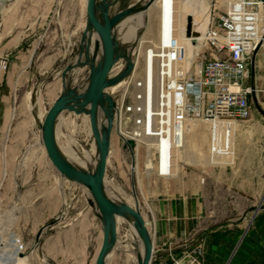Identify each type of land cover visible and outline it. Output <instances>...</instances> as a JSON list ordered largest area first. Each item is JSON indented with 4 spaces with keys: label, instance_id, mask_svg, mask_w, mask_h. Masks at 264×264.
I'll list each match as a JSON object with an SVG mask.
<instances>
[{
    "label": "crops",
    "instance_id": "obj_1",
    "mask_svg": "<svg viewBox=\"0 0 264 264\" xmlns=\"http://www.w3.org/2000/svg\"><path fill=\"white\" fill-rule=\"evenodd\" d=\"M172 1L179 26L182 13H193V16L204 15L214 6L212 0L211 10L201 14L195 9L197 6H202L200 0H186L187 2L166 0L158 9L165 7L167 10ZM220 1L226 5L231 0ZM30 2L40 4V17H43L40 18L43 19L41 24H46L45 19L49 15L52 17L54 12V0H8L3 9L1 7L0 24L4 8L8 3H11L12 8H16ZM131 4L133 3L130 2L128 6ZM157 17L159 18L158 13ZM178 31L179 40L184 39L185 28L181 29L180 26ZM158 34L154 35L158 38ZM30 38L31 36L24 32L7 36L3 33L0 36V202H10L12 199L10 193L16 186L13 156L29 153L32 149L29 147L32 144L29 140L32 136V123L39 124L37 107L46 115L64 89V68L76 60L80 49L84 46L82 36H77L78 52L71 56L64 45L69 36L36 34L32 35L31 52L27 46H24L31 40ZM49 43H58L59 46L55 47ZM3 61L6 62V67L2 66ZM31 63L32 90H25L23 85L28 82V68ZM35 68L39 69V74H36ZM87 73V66L73 69L68 73L66 83L81 92L85 88ZM108 90L113 92L110 88ZM19 97L27 100L21 102ZM64 118L81 119L85 122L86 118L89 121L88 115L64 111L57 127ZM116 124L117 118L111 137V153L106 176L109 172L124 180L130 176L131 183L129 190L120 185L117 188L108 182L105 183V189L106 184L114 187L120 197H112L106 191L109 197L126 202L132 207H135L136 199L139 200V207L154 247L151 264H175L176 261H179L178 264H191V262H198L193 264H264V214L258 227L247 235L241 228L222 231L220 224L214 225L215 203L243 204L246 187L253 188L250 197L254 201V198H257L255 193H259L255 187L260 188L264 185V181L261 183L259 180L257 184L251 179L246 181L245 171L238 164L230 167L227 165L220 180L212 178L210 168L212 165H200L202 168L180 172L184 164L178 161L177 153L175 177L158 174L151 155L148 158L140 155L139 149L136 150L135 159L131 156V165H128L126 158L130 152L125 147L121 138L122 131ZM93 149L95 156L96 143ZM135 164L138 165L136 170L133 169ZM141 164H144V167L140 172ZM51 165L50 169L45 168L44 173L40 174L39 181L35 182V193L32 195L34 202L57 204L53 212L44 215L49 220L37 229L34 238L43 225L59 217V220L49 226L42 235L40 244L45 258L41 261L49 264H95L104 240V224L96 206L91 204L92 194L86 186L63 178L54 165ZM18 210L15 208L8 215L0 214V233L11 230ZM53 229L55 230L52 231ZM129 231L128 222L119 225L117 230L119 242L125 244L129 241L137 249L138 240L133 239V236L128 234ZM197 248L201 249V253H196ZM116 252L123 251L117 249ZM195 257L197 260L193 261ZM24 264L30 263L24 262Z\"/></svg>",
    "mask_w": 264,
    "mask_h": 264
},
{
    "label": "built area",
    "instance_id": "obj_2",
    "mask_svg": "<svg viewBox=\"0 0 264 264\" xmlns=\"http://www.w3.org/2000/svg\"><path fill=\"white\" fill-rule=\"evenodd\" d=\"M175 13L172 1L160 16L159 42H144V67L137 66L140 51L136 66L119 90L113 93L107 89L117 102L116 118L123 116L130 124L122 134L135 139L136 150L137 138H151L147 158L151 155L156 172L166 177L173 176L176 150L192 122L205 120L214 127L221 119L250 117L260 92L258 73L264 70V0H232L222 16L212 14L193 64H188L178 40ZM126 65L127 60L120 57L110 76L121 73ZM2 66L6 67V62ZM135 126L138 129L133 130ZM29 249L15 231L0 233V264H14ZM195 251L201 253L200 248Z\"/></svg>",
    "mask_w": 264,
    "mask_h": 264
},
{
    "label": "rangeland",
    "instance_id": "obj_3",
    "mask_svg": "<svg viewBox=\"0 0 264 264\" xmlns=\"http://www.w3.org/2000/svg\"><path fill=\"white\" fill-rule=\"evenodd\" d=\"M86 3L87 0H54V12L52 13V17L49 15V17L45 19L46 24H41V20L43 19L40 18L43 17H40L41 12L39 3L32 4V2H30L29 4H22L16 8H12L11 3H8L4 8L2 15L0 36H2L3 33H5L7 36L17 34L18 32H24L25 34L31 36V40L25 43L24 46H27L32 52V35H67L69 36V39L64 43V45L67 47L69 54L74 56L75 53L78 52L76 37L82 36L87 23ZM225 9V4H222L220 0H214L213 9L209 13L204 14V16L207 20L211 13L217 17H220L223 15ZM188 14L182 13L180 24L187 23ZM150 16L151 19L149 21V25L152 29V32L157 34V13L155 11H151ZM177 28L179 30L180 26L177 25ZM154 36L156 37V35ZM186 38L187 37L185 35L184 39ZM186 43L192 47L195 42L194 40H187ZM49 44L55 47L59 46L58 43ZM34 70L36 71V74H39L38 68H35ZM28 76V82H26L23 86L25 90H32V63L28 68ZM258 84L260 87V92L252 103V111L248 119L241 121L221 119L222 123L225 121H233L234 125L240 126L239 131L236 133V138L234 139L233 148L229 151L226 150L224 148L225 142L222 140L221 134H215L214 132H211L207 129H201L194 136L188 134L189 142L195 148H193L194 150L191 156H188L184 153V155L182 154L177 156L178 161L184 164L180 172L183 170L189 171L195 168H202L200 165H212L210 167L212 169V178L214 180H220L223 177L222 172L226 169L227 165L230 167L231 165L234 166L238 164L240 168L244 169L245 171L246 181L251 179L256 184L259 180H261V183L264 181L263 69L259 70ZM26 100L27 99L19 97V101L21 102ZM30 101L32 102V97L30 98ZM31 114L32 113L30 112V115ZM85 120L86 122L88 121L86 118ZM86 122L81 119H62L59 130L60 142L66 145L70 136L71 138L73 137V139L80 140L87 146L88 149H93L96 142L94 141V136L91 132L90 122ZM124 126L129 128L130 124L126 123ZM41 137L42 133L39 124L37 122H33L32 136L29 142L34 144V147L29 153L25 152L17 156H13V162L16 169V186L10 193L12 198L11 201L0 202V214L8 215L10 212H12V210H15V208L19 209L15 224L9 231H15L18 233V235H20L29 245L30 264H49L48 262L41 261L43 257L41 256L40 251H33L32 240L37 229L43 223L49 220L45 218L44 215L53 212V209H55L57 205L55 203L32 201V195L35 193V182L39 181L40 174L44 173L45 168L50 169L52 167V163L47 156L45 148L43 149L39 144ZM79 151L82 152L81 149ZM138 152L140 155L147 156L146 146L141 145ZM217 156L222 159L221 163H208L209 160H215ZM126 160L128 165H131L130 153H128ZM137 167L138 165L135 164L133 169L136 170ZM143 167L144 164L139 166L140 172L142 171ZM108 177L112 178V181L116 185L118 184L117 186L120 185L126 190H129L131 183L130 176L124 180L112 172H109ZM255 189L259 190V193H255L257 194V198H254L255 202L252 201V198L250 197L253 192V188L246 187V197L243 204H236L233 202L215 203L214 225L220 224L222 231L231 228H241L244 230L246 235L258 227L264 214V208L261 207L264 205V185H262L260 188L255 187ZM16 200H18V202H16ZM54 230L55 229L52 231ZM128 234H131V230L128 232ZM110 264H137V262L131 260L126 253L124 254V252H115L110 260Z\"/></svg>",
    "mask_w": 264,
    "mask_h": 264
},
{
    "label": "water",
    "instance_id": "obj_4",
    "mask_svg": "<svg viewBox=\"0 0 264 264\" xmlns=\"http://www.w3.org/2000/svg\"><path fill=\"white\" fill-rule=\"evenodd\" d=\"M8 0H0L1 5ZM86 27L82 34L84 46L80 49L76 60L66 65L63 70L64 89L55 100L45 115L40 125L42 142L51 163L61 174L73 182L86 186L92 194L91 204L97 206V211L104 224V240L98 252L95 264H107L108 253L117 242V216L133 219L134 225L144 242V253L138 255L137 264H151L154 256V247L150 231L136 199L135 207L126 202L116 201L109 197L105 189L108 158L111 153V137L115 129L117 102L114 96L107 90L117 83L122 77L127 76L134 69V63L129 60L126 51L115 38L113 26L128 10L113 15L109 12V0H87L86 3ZM193 26L192 16H188L186 34L191 35ZM96 35L94 49L90 50V39ZM256 53L252 59V82L255 80ZM85 55V58H84ZM127 60L126 68L119 74L110 76L113 64L120 58ZM98 59V60H97ZM97 60V62H96ZM88 67V73L84 81L85 88L78 92V88L69 86L66 77L70 71L78 67ZM255 100V98H254ZM75 112L89 116L90 128L94 141L98 147V163L95 169H84L74 165L66 159L59 150L56 141V126L58 117L64 112ZM116 126H118L116 124ZM121 138L131 156L135 159L136 141L121 134ZM264 208V205L261 206ZM59 217L43 225L37 232L32 249L41 241L45 230L56 223Z\"/></svg>",
    "mask_w": 264,
    "mask_h": 264
},
{
    "label": "bare ground",
    "instance_id": "obj_5",
    "mask_svg": "<svg viewBox=\"0 0 264 264\" xmlns=\"http://www.w3.org/2000/svg\"><path fill=\"white\" fill-rule=\"evenodd\" d=\"M101 0H98L100 2ZM166 0H109V12L111 15L128 10V13L122 17L118 22H116L113 26V32L115 38L120 42L121 47L126 51V55L128 56L129 60L134 63V66L137 64V58H138V53H141L142 58H140L139 63L137 66L144 67L145 65V58L146 55L142 50L144 46L145 40H149L150 44H157L161 38V33H160V28H159V23H160V16L162 11L166 8L163 7L162 9H158L160 7V4H164ZM186 1V0H185ZM195 1V0H194ZM199 1V0H198ZM7 2V1H6ZM2 3L1 7L3 9L4 5L6 4ZM133 3L128 6L129 3ZM187 2V1H186ZM202 2V6H198L195 8L196 12L198 13H203L205 11H210L212 8V0H200ZM194 3V2H192ZM188 6V5H187ZM152 7V8H151ZM193 7V6H192ZM170 8V7H169ZM167 8V10L169 9ZM189 8V7H188ZM166 10V12H167ZM151 11H156L158 13V38L155 40L154 39V34L152 32V29L149 25L150 21V14ZM176 11V10H175ZM189 11V10H188ZM193 13H189L188 16H192L193 18V26H192V33L191 35L186 34V28H187V23H188V17H187V23L181 24V29L185 28V35L186 39H180L178 37V40L180 43L184 46L185 48V53L187 57V62L188 64H193L195 58H196V52L200 48V42L203 37V34L209 24V21L211 19V15L209 16L208 20L204 15H196L193 16ZM176 16V13H175ZM176 20V28H177V19ZM183 25V26H182ZM178 32V28H177ZM92 37L90 39V50L91 52L94 49V40L96 39V35H91ZM178 36V35H177ZM143 37V40H142ZM152 38V39H151ZM187 40H194V44L192 47H190L186 41ZM142 43V44H141ZM141 48V50H140ZM85 58V55H84ZM142 59V60H141ZM126 76L122 77L117 83L113 84L110 88L113 92H117V90L123 85L125 82ZM82 86V85H81ZM108 88V89H109ZM80 89V88H79ZM37 114L39 117V124L41 125L42 122L44 121L45 118V113H43L39 107H37ZM62 115V114H61ZM60 115V116H61ZM60 116L58 117L57 120V126L58 122L60 119ZM116 120V119H115ZM222 120H219L216 122L215 126L212 127V124L208 123V121L205 120H197L191 123L188 133L183 138V144L181 147H179L176 150L177 156L187 154L188 156H191L193 153V148H195L193 145L190 144L189 139H188V134H191V136L196 135L201 129H207L210 130L211 132H214L215 134H221L222 140L225 142L224 143V148L226 150H231L233 148V143L234 139L236 138V133L239 131L240 126L234 125L233 121H225L224 123L221 122ZM126 120L122 116L119 120L117 119V125L119 127V130L126 132L125 130V125ZM56 126V141L59 147L60 152L62 155L68 159L70 162H72L74 165L84 168V169H95L97 163H98V147L96 144V153L94 156V149H88L85 144H83L80 140L73 139L69 136V141L68 143L62 144L59 140V130H60V125L59 127ZM138 129L137 126L133 127V130ZM241 131V130H240ZM243 133V132H242ZM218 135V136H219ZM138 139V148L141 145H145L148 150H151L152 148V139L148 137H139ZM252 140V139H251ZM40 146L44 149V145L42 142V137L39 141ZM29 147L33 148L34 144L29 145ZM150 147V149H149ZM82 150L80 152L79 150ZM46 150V149H45ZM223 151V150H222ZM227 151V152H228ZM183 154V155H184ZM176 155V154H175ZM136 156V154H135ZM175 162H176V157H175ZM222 159L217 156L215 160H209L208 163L212 164H217L221 163ZM177 163V162H176ZM176 163L174 167V173L173 176L175 177V170H176ZM171 176V177H173ZM110 183L114 184L117 188H119L113 181L112 178L106 176L105 178V183ZM106 191L107 193L112 196V197H120L119 192L112 186H109L106 184ZM97 208V206H96ZM121 222H128L131 230V236L132 238H137L138 240V248L136 249L129 241H127L125 244H122L119 242L118 234H117V242L114 248L109 251L108 253V263L110 264V260L114 253L117 251V249H121L124 253L127 254V256L133 260L138 262V255H143L144 253V242L142 237L139 235L133 219H127L123 216H117V230ZM129 239V238H128ZM33 251H40L41 256L45 258L44 254L41 251V244L39 243L33 248ZM28 256L29 253L26 255L20 257L17 262L14 264H24V262H28Z\"/></svg>",
    "mask_w": 264,
    "mask_h": 264
}]
</instances>
